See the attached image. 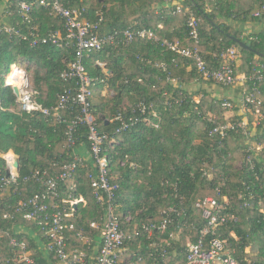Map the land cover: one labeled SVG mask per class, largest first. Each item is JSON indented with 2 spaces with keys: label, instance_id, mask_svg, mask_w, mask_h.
Masks as SVG:
<instances>
[{
  "label": "trees",
  "instance_id": "16d2710c",
  "mask_svg": "<svg viewBox=\"0 0 264 264\" xmlns=\"http://www.w3.org/2000/svg\"><path fill=\"white\" fill-rule=\"evenodd\" d=\"M17 1L0 0V4L11 5V14L7 10L0 12V25L15 23L19 18ZM180 2L184 9H191L200 19V50L211 69L219 66L216 57L221 52L230 46H239L234 36L251 46H239L241 62L237 70L246 75L255 73L261 65L264 70V32L243 35L242 28L243 24L258 19L253 11L264 0ZM68 3L75 7L85 6L93 12L102 10L106 30L148 28L161 39L180 40L181 47L193 46L187 39V16L173 13L166 0H70ZM34 17H37L34 23L42 31L64 27L61 18L50 15V10L43 7L35 8ZM74 53L73 48L53 44L33 47L29 41L0 31V153L11 150L20 162L19 178L9 186L0 185V214L2 210L12 211L19 199L44 191L45 182L33 177V173L39 170L43 175L53 161L71 159L75 151L68 149L66 123L59 121L54 114L19 111L17 96L11 86L3 83V77L13 63L20 58L28 59L38 67L33 83L41 92V100L48 106L55 105L58 93L68 84L62 80L61 72L75 57ZM96 59L107 62L106 67L111 72L104 71L95 63ZM162 63L167 64L166 69ZM85 64L93 77L99 76L102 80L97 91L109 86L116 92L101 103H95L93 98V110L100 130L113 140L105 145L110 158V179L120 185L115 204L126 231L131 233L144 223L159 225L164 217L162 210L168 206H176L181 211L165 232L154 230L153 237L147 239L132 235L126 241L129 249L124 257L131 256L134 264L155 261L182 264L188 242L197 240L207 224L196 202L213 195L224 202L227 199L224 212L233 213L238 218L221 225L227 246L234 250L233 256L241 264H264V118H259L261 122L256 125V105L241 112L238 105L226 109L224 99L206 88L190 92L187 87L198 78L224 88L227 86L203 77L193 58L168 49L160 41L137 38L119 49L96 52L85 59ZM43 83L47 85L45 94ZM245 87L247 90L255 88L264 114V80L247 79ZM196 96L199 101L194 99ZM125 98L130 100L128 105L123 104ZM141 102L147 106L144 115L139 111ZM234 109L237 115L230 122L235 126L226 128L224 134L213 133L215 127L228 123L225 112ZM61 114L66 119L71 117L70 110H62ZM119 114L126 120L140 115L141 119L147 117L148 121L142 120L118 133L116 129L121 120L116 116ZM244 118L248 119L247 125L241 126ZM78 129L75 148L82 155L79 148L86 146L88 149L87 127L80 125ZM0 166L5 172V159L1 156ZM87 172V168L79 167L75 178L63 181L57 199L62 202L67 198L74 181L78 186L76 194L82 193L86 198L85 203H79L72 210L76 216L75 228L67 232L71 247H86L79 240L78 231L96 244L100 229L91 227L90 222L101 221L105 213L104 205L93 194ZM27 176L29 180H25ZM128 215L131 216L129 221L126 220ZM18 217V223L27 229L20 237L29 242L35 254H40L38 260L44 262L46 259L38 249L39 235L32 233L33 223ZM153 241L163 245L166 255L150 246ZM2 247L9 253L7 238Z\"/></svg>",
  "mask_w": 264,
  "mask_h": 264
},
{
  "label": "built area",
  "instance_id": "2783aa9c",
  "mask_svg": "<svg viewBox=\"0 0 264 264\" xmlns=\"http://www.w3.org/2000/svg\"><path fill=\"white\" fill-rule=\"evenodd\" d=\"M70 0H18L16 12L19 18L12 22H5L0 25V31H4L10 36L20 40L29 41L33 47L45 44H53L61 48H73L75 57L71 59L67 67L61 72V78L68 84L62 92L58 93L55 105L48 106L41 100V92L33 83L27 71L30 61L20 58L13 63L10 70L5 73L3 83L7 86L17 87L18 110L29 113H42L44 115L57 116L59 121L65 122V134L70 145L68 149L75 150L71 159L53 161L43 175L36 170L33 177L45 182L44 191L35 193L29 198H21L14 205L12 211L2 210L0 214V264H134L131 256H126L129 247L126 241L137 235L140 238H152L154 230L159 229L165 232L167 228L175 223L176 216L180 214V209L176 206H168L162 210L164 217L159 225L156 223H144L140 229L137 227L131 232L126 231L125 225L121 222L117 214L115 204L116 192L119 184L110 179V158L108 157L106 142L109 134L101 131L96 114L93 110V98L95 97L98 83L102 80L99 76L93 77L86 67L85 59L94 53L104 49H119L122 45H129L137 38L160 41L168 49L174 50L187 58H193L198 72L205 78L211 79L223 86H236L241 89V107L243 111L256 105L254 113L257 125L264 118L260 108L261 99L255 94V88L247 90L245 83L247 79L264 80V70L262 65L255 73L245 74L237 70L241 62L240 47L230 46L216 57L219 58V66L211 69L200 50V29L199 18L189 8H183L180 0H166L168 6L172 7L173 13H182L187 16L189 32L187 39L193 46L181 47L182 41H170L161 39L154 31L148 28H125L119 30H106V17L102 10L91 11L84 7L68 5ZM9 4H0V12L9 11ZM13 5V4H12ZM43 7L50 10V15L61 18L64 22L63 29H49L42 31L34 23L35 8ZM95 16V17H93ZM254 16L264 18V2L258 6ZM251 39H257L250 36ZM140 59H142L140 57ZM95 63L100 65L107 72L105 61L96 59ZM166 69L167 64L162 63ZM108 73V72H107ZM170 80L175 79L168 77ZM106 88V87H105ZM103 93V90H102ZM104 94V93H103ZM234 103L224 99L223 106L226 109H233ZM62 110H70L71 117L66 119L61 114ZM147 106L141 102L139 111L141 115L146 113ZM119 114L116 118L121 120L120 126L116 129L118 133L126 131L134 124L145 120L140 115H135L123 119ZM248 119L244 118L241 126H246ZM80 125L87 127L88 158L76 152L77 133ZM234 123L228 122L213 129V133H222L226 128H232ZM12 155L8 159L6 156ZM5 159V172L0 166V185L9 186L20 176L19 169L14 166L18 156L13 151L0 153ZM90 161V164L89 162ZM87 168V177L90 181L93 194L96 200L104 205V216L101 221H91L90 226L100 229L99 239L94 240L84 234L77 232L79 240L86 245L85 248L71 247L67 236L68 230L75 228L76 216L72 211L79 203H85V196L78 191L77 181L71 184L67 198L62 202L57 201L60 195L62 182L75 178L78 168ZM52 171L50 175L49 172ZM30 177H25L29 180ZM219 195V191L217 193ZM70 204V205H63ZM228 205V200L221 201L217 196L209 195L198 199L196 207L201 210L203 218L207 224L201 229L197 240L189 241L187 244L185 260L182 264H241L239 259L233 256L234 250L227 246V238L223 235L221 225L230 221H237L238 218L233 213L224 212ZM2 207V204L0 203ZM32 222L34 225V235H39L38 249L46 259L40 262L37 258L40 254H35L29 242L20 237V234L27 229L18 223L19 217ZM131 216H126L129 221ZM12 222V224H8ZM36 228V229H35ZM31 232V231H30ZM8 239L9 253L5 252L2 242ZM155 247L156 252L166 255L167 251L158 242L150 244ZM37 252V251H36ZM139 259H142L140 257ZM152 264H161L155 261Z\"/></svg>",
  "mask_w": 264,
  "mask_h": 264
},
{
  "label": "rangeland",
  "instance_id": "374dc122",
  "mask_svg": "<svg viewBox=\"0 0 264 264\" xmlns=\"http://www.w3.org/2000/svg\"><path fill=\"white\" fill-rule=\"evenodd\" d=\"M27 71L29 72L30 77L32 78V80L35 77V71L38 69L37 65L33 62H30V64L27 66ZM43 91L45 93H47V85L46 83H43ZM188 90L190 92H195V91H201V88H206L208 89V91H210L211 93H213V95H217L222 99L225 98H229L231 99L230 101H232L235 105H238L240 110L243 111L242 107H241V90L240 88L236 87V86H227V87H221L219 85L214 84L213 82L204 80L202 78H198V80L194 81V84L192 83L191 85H189ZM103 90V93H102ZM115 90L109 86H107L105 89H100L98 91H96L95 93V97H94V101L95 103H101L103 101H106L110 98L113 97V95L115 94ZM196 101H199V96H196L194 98ZM130 102V100L128 98H125L123 101L124 105H128ZM237 115L236 110H229L225 112V117L228 120V122L230 123V121H232L231 119ZM254 120V119H253ZM256 125H257V121H256Z\"/></svg>",
  "mask_w": 264,
  "mask_h": 264
},
{
  "label": "crops",
  "instance_id": "0c3cea01",
  "mask_svg": "<svg viewBox=\"0 0 264 264\" xmlns=\"http://www.w3.org/2000/svg\"><path fill=\"white\" fill-rule=\"evenodd\" d=\"M256 9H254L253 15H254V12L256 11ZM242 28H243V35H246L249 33L251 34V33L264 32V18L263 19L258 18V19L249 21V22L243 24ZM79 152L82 154V156H85L86 158L89 157V155L87 154V147L86 146H81L79 148ZM132 164H134V163H132ZM135 168H138V166H135Z\"/></svg>",
  "mask_w": 264,
  "mask_h": 264
},
{
  "label": "water",
  "instance_id": "95a60500",
  "mask_svg": "<svg viewBox=\"0 0 264 264\" xmlns=\"http://www.w3.org/2000/svg\"><path fill=\"white\" fill-rule=\"evenodd\" d=\"M233 38L235 39V41L238 43V45H239L240 47H246V48H250V47H251V46H250L247 42H245L244 40H241V39H239V38H237V37H234V36H233ZM107 72L110 73L111 70L108 69ZM13 91H14V93H15L16 95H18V93H19V89H18L17 87H13ZM6 157H7L8 159H10V158H12V155H11V154H8ZM14 166H15L17 169L20 168V162H19V160H16V161H15Z\"/></svg>",
  "mask_w": 264,
  "mask_h": 264
}]
</instances>
